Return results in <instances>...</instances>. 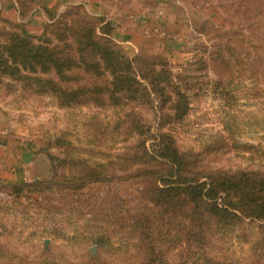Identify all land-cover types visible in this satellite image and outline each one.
I'll return each mask as SVG.
<instances>
[{
    "label": "rangeland",
    "instance_id": "1",
    "mask_svg": "<svg viewBox=\"0 0 264 264\" xmlns=\"http://www.w3.org/2000/svg\"><path fill=\"white\" fill-rule=\"evenodd\" d=\"M117 1L113 17L126 19L135 11L129 1ZM178 1L183 12L171 16L176 25L164 33L161 26L151 36L140 33V46L132 50L114 35L107 14L98 16L83 3L63 12L76 9L70 15L76 25L85 24L80 16L87 13L96 35L109 38L133 68L149 79L159 73L158 91L138 74L143 86L132 96L135 90L113 89L106 67L98 73L76 67L62 85L77 90V97L64 106L36 85L27 88L0 73V119L35 131L34 147L54 161L58 173L54 178L51 166L45 178L0 181V264H137L143 252L135 244L144 235L134 218L142 214L158 228L165 259L178 264L185 249L173 247L170 239L184 233L183 211L174 221L172 213L149 203L155 178L148 174L167 167L159 160L143 163L140 142L148 134L137 128L149 129L152 151L153 143L168 135L186 157L187 176H264V0ZM55 17L51 14V22ZM103 19L111 26L103 28ZM57 24L43 30V37L72 44ZM15 30L0 18V41ZM170 38L180 44L168 48ZM89 168L104 177H82ZM249 220L210 231L208 257L252 262L251 243L262 236L263 225Z\"/></svg>",
    "mask_w": 264,
    "mask_h": 264
},
{
    "label": "trees",
    "instance_id": "2",
    "mask_svg": "<svg viewBox=\"0 0 264 264\" xmlns=\"http://www.w3.org/2000/svg\"><path fill=\"white\" fill-rule=\"evenodd\" d=\"M74 10L76 9L70 7L55 21L45 26L44 31L58 23L57 30L63 28L66 39L72 38V44L65 42L62 46L43 37L44 31L42 35L26 33L14 23L0 17L17 29L6 34L4 41H0L1 76L24 81L27 88L32 89V86L36 85L41 94L54 95L63 101L64 106H70L77 97V90L62 85L64 82L71 81L72 77L68 72L76 67H83L84 70L93 69L97 73L100 68L106 67L113 77V89L119 92L135 90L132 96L137 95L139 89L137 86H143V82L137 79L138 74L144 80L150 81L152 90H160L158 86L161 76L157 77L159 73L153 74L149 79L141 69L133 68L132 61L123 55L109 38L96 35V27L90 26L91 17L87 13L79 10L82 13L80 19L85 21V24L76 25L70 16L74 14ZM64 17L65 19L69 17V21L68 19L62 21L67 22L63 23L64 27H61L62 22L57 21ZM102 21L103 28L111 26L108 21L104 19ZM51 33L54 34L55 31ZM59 40L63 42L65 39L59 36ZM39 73L45 77H36ZM163 76H169V72L165 71ZM137 130H140L141 133H139L143 136L145 132L148 134L140 142L141 158H147L143 163L148 164L159 160L164 161L167 167L164 173L157 175L150 171L151 173L148 174L155 178V182L151 183L148 190L151 194L149 203L167 213H172L171 219L174 221H177L174 214L180 210L183 211L184 233L180 237L170 239L173 247L183 246L185 249L178 264H236L230 260L208 257L206 253V246L209 244L208 233L213 229L230 228L237 222L247 219H250L249 222L260 221V225H263L260 240L257 239L251 243L254 259L249 264H264V176L221 172L187 176L185 175L186 157L175 147L168 135L162 134L158 141L153 143L152 151L150 145H147L149 129L140 127ZM51 166L55 178L58 173L54 161ZM90 170L81 176L96 180L104 177L96 169ZM134 220V225H137L141 234L144 235H139L135 244L143 252L141 259L136 263L171 264L165 259L160 249L164 240L159 235L156 225L148 220L146 214L135 217ZM106 243H109V240L105 238Z\"/></svg>",
    "mask_w": 264,
    "mask_h": 264
},
{
    "label": "crops",
    "instance_id": "3",
    "mask_svg": "<svg viewBox=\"0 0 264 264\" xmlns=\"http://www.w3.org/2000/svg\"><path fill=\"white\" fill-rule=\"evenodd\" d=\"M127 1L135 11L126 19L109 14L115 3L118 4L117 0H0V17L14 23L26 33L40 34L51 22V14L58 17L66 10L67 5L83 3L98 16L105 17L107 14L106 19L112 21L114 35L127 42L132 50L140 46L138 37L151 36L161 26L164 27L161 29L164 33L167 27L176 25L175 17L171 16L183 12L182 7L178 6V0ZM170 39L174 44L166 43L168 48L180 44L181 39H176V44L174 39ZM35 137V131H31L28 126L8 117H1L0 181L17 183L28 176L39 179L50 174L51 163L46 153L39 147H34Z\"/></svg>",
    "mask_w": 264,
    "mask_h": 264
}]
</instances>
